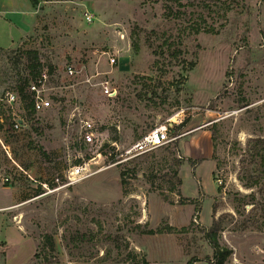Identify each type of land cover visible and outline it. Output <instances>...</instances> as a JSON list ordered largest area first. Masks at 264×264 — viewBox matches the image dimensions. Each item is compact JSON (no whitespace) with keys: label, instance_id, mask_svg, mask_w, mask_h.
Listing matches in <instances>:
<instances>
[{"label":"rangeland","instance_id":"1","mask_svg":"<svg viewBox=\"0 0 264 264\" xmlns=\"http://www.w3.org/2000/svg\"><path fill=\"white\" fill-rule=\"evenodd\" d=\"M32 1L0 0V97L29 77L28 49L50 73L73 64L78 84L19 131L0 125V264H214L213 220L223 264H264V143L254 141L264 140V0H233L226 18L223 0ZM196 23L217 32L195 33ZM74 101L98 134L79 151L91 175L70 184L77 123L64 120ZM184 119L166 145L124 153Z\"/></svg>","mask_w":264,"mask_h":264},{"label":"built area","instance_id":"2","mask_svg":"<svg viewBox=\"0 0 264 264\" xmlns=\"http://www.w3.org/2000/svg\"><path fill=\"white\" fill-rule=\"evenodd\" d=\"M85 20L91 22L90 15H86ZM105 54L108 63L112 65L117 59V51H114V53L107 52ZM57 70L55 74L50 73L47 69H41L34 78L28 80L27 85L24 88V95H22L17 89L13 91H5L2 97H0V101L6 115L4 117L0 115V125L4 124V120L7 118L9 119L8 129L17 132L25 124V118L29 112L39 113L51 108L52 101L58 98L56 97L57 90L74 92L76 88L75 86L78 84L76 80L78 71L75 69L74 65L70 63L65 64L64 67L60 69L62 75L57 73ZM53 74L56 79L52 77ZM91 76L84 79V81L90 82ZM53 80L55 82H53ZM99 85L101 86L103 93L111 95L112 88L109 86L108 82L102 81ZM73 98L74 97L72 96V99ZM68 107L69 111L64 120L66 127L72 129L74 123H77L76 138L73 141L76 150L74 149V153L71 156V162H73L70 166L71 177H69V183L71 184L91 175L90 164L88 161L91 157H88L85 160L79 151L83 146L93 145L97 141L96 136L98 133L94 122L89 117H80L81 113H84L85 111L84 106L74 101L72 104H69ZM17 109H19V111H17ZM170 126L169 123L167 125H156L149 129L128 149H126L124 153L136 155L166 145L175 138L169 136L168 132ZM4 129H6L5 126L0 129V146L7 153L6 149L8 146L3 143V137L1 134V131H4ZM65 139L67 138L65 137ZM65 145L68 148V143H65ZM110 146H112V149L107 155L113 157L111 158L113 160L114 157H118L117 152L119 149L116 145V141H112ZM121 155L122 153H119V157H121ZM120 161L121 160H115L113 163H118ZM2 182H8V177H2Z\"/></svg>","mask_w":264,"mask_h":264},{"label":"trees","instance_id":"3","mask_svg":"<svg viewBox=\"0 0 264 264\" xmlns=\"http://www.w3.org/2000/svg\"><path fill=\"white\" fill-rule=\"evenodd\" d=\"M172 1L174 3H177L178 5L183 4V3H181V0H168V2H170V3H172ZM187 1H188L189 4L191 3L189 0H187ZM203 1L205 2L206 0H203ZM218 1L222 2V0H218ZM32 2L35 3L34 0ZM232 2H233V0H223L222 4L225 5V7L223 8V11H222L220 17L226 18V14L231 9V6H232L231 3ZM164 6H165V10L169 14H171V7L167 6L166 4ZM221 25H223V23ZM200 31L212 32V33L213 32H217V31H215V28L213 26L204 27L200 23H196L195 27L193 25V32L198 33ZM23 54H24V59H25V62H26V67L28 69L29 77L28 78L27 77L23 78L21 83H19L16 86L17 87L16 89L22 95H24V88L27 85L28 80L34 78L39 73V71L41 70V67H42V63H40V60L38 59V56H37V52L35 50L28 49V50H25ZM194 64H195L194 60H190L189 63H188L189 68H192V66ZM149 97L150 98L152 97V93H151V95ZM186 122H187V119H184V120L180 121L177 124H172L171 125V128L174 127V131H173L174 136L180 134L179 131L183 128V126L186 124ZM169 131H170V127H169ZM213 138L214 137H212V139ZM254 141L256 143H259V144L260 143H264V140L261 139V138H256ZM248 150H250V149L248 148ZM258 159L260 160V165L263 166V169H264V151L261 152L258 155ZM218 165H219V163L216 160L215 161V168H217ZM245 186L246 187H251V183L248 182V183H246ZM166 229L168 230L167 232L175 231L174 227H172L170 225H168L166 227ZM217 229H218V222H217V220H213L211 225H210V227H209V229L205 231V237L207 238L210 246L213 249V259L215 261L214 264H223V260H224L225 256L228 255L229 250L226 249V248L223 249V248L218 246L217 240L215 238V233H216ZM143 232L146 233V234L161 233V232H163V229H161V228L145 229ZM45 243L46 244L44 246H48L50 249H52L53 244H52L51 238L46 237V242ZM211 262L212 261H210V263ZM210 263L208 262V264H210ZM129 264H147V261H145L144 259H140V260L133 259V261L130 262ZM187 264H191V262L188 261Z\"/></svg>","mask_w":264,"mask_h":264},{"label":"crops","instance_id":"4","mask_svg":"<svg viewBox=\"0 0 264 264\" xmlns=\"http://www.w3.org/2000/svg\"><path fill=\"white\" fill-rule=\"evenodd\" d=\"M18 24H19V23H18ZM14 27L16 28V30H19V31L22 30L21 27H20L19 25H16V26H14ZM15 28H13V29H15Z\"/></svg>","mask_w":264,"mask_h":264}]
</instances>
